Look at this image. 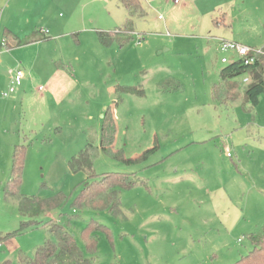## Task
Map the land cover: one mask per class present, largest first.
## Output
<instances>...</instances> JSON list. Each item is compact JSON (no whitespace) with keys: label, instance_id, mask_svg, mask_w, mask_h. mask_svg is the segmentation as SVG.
<instances>
[{"label":"rangeland","instance_id":"rangeland-1","mask_svg":"<svg viewBox=\"0 0 264 264\" xmlns=\"http://www.w3.org/2000/svg\"><path fill=\"white\" fill-rule=\"evenodd\" d=\"M91 1L53 7L49 22L41 0L0 5V234L26 221L18 200L6 197L15 146L26 148L20 193L66 198L42 224L0 245V264H20L21 253L56 243L52 223L84 250L92 221L110 229V236L97 234L96 264H235L252 250L250 237L264 231V95L252 111L243 106L244 84L232 105L212 99L224 65L210 40L262 51L264 0H140L144 14L135 16L121 0ZM130 23L134 34L124 47L100 43L98 31ZM6 30L22 41L38 31L43 40L9 49ZM17 69L22 85L4 97ZM109 107L121 158L101 153L94 171L138 180L121 191L118 215L75 208L88 175L69 166L87 145L100 146Z\"/></svg>","mask_w":264,"mask_h":264},{"label":"trees","instance_id":"trees-1","mask_svg":"<svg viewBox=\"0 0 264 264\" xmlns=\"http://www.w3.org/2000/svg\"><path fill=\"white\" fill-rule=\"evenodd\" d=\"M124 9L131 15H143L140 0H121ZM134 34L133 24L130 23L123 31L116 33L97 32L98 39L103 45H110L117 42L125 46L132 40ZM9 35L6 34L4 45L9 49L33 43L35 40H16L14 45L9 44ZM262 55H258L256 62L245 65L241 60H232L224 65L220 71L221 83L214 85L211 89V96L214 101L225 106L234 104L239 99L238 90L244 84L243 106L249 111L254 110L264 95V48ZM244 77L239 83L238 79ZM117 93L140 94L135 88H118ZM141 95V94H140ZM121 99V97H119ZM118 100V102L120 101ZM117 102V104H118ZM117 104L114 108H116ZM113 107H109L104 115L101 132L100 146L91 144L76 155L69 163L74 173L85 172L88 175V183L83 187L77 197L74 207L78 209L89 208L94 211H110L113 214H120L121 191L131 189L138 184L134 174L106 173L98 175L94 171L95 161L103 153L108 157L120 159V153L114 152L116 137V123L113 117ZM26 158V148L15 146L12 156L11 176L6 185V197H14L18 200L20 215L26 218L21 222V227L15 232L0 234V245L14 240L21 236L25 230L40 224L41 218L65 203L66 198L57 194L51 199H41L36 196H27L20 193L22 187V173ZM128 163L131 160L127 161ZM100 232L110 236V229L96 221L90 222L82 233V240L85 249L79 247L75 237L66 227L59 223L50 225V233L56 239V243H47L39 246L34 256L21 253L20 264H96L98 251L97 234ZM252 250L242 257L235 264H264V231L250 237ZM89 255V256H88ZM7 264V263H4Z\"/></svg>","mask_w":264,"mask_h":264},{"label":"built area","instance_id":"built-area-1","mask_svg":"<svg viewBox=\"0 0 264 264\" xmlns=\"http://www.w3.org/2000/svg\"><path fill=\"white\" fill-rule=\"evenodd\" d=\"M181 0H175L176 4H179ZM162 19V17H160ZM48 34V31L43 32ZM218 51L221 53V63L223 65H227L232 60H241L245 65H251L256 62L257 56L262 55L261 50H257L255 48H251L248 46H244L240 43L227 41V40H218ZM142 38L138 40V44H142ZM11 81L9 92L4 94V97H8L10 93H13L18 87L22 85V81L24 79V72L17 69L15 71L10 72ZM248 79L244 80V83H247ZM42 90V88H40Z\"/></svg>","mask_w":264,"mask_h":264},{"label":"crops","instance_id":"crops-1","mask_svg":"<svg viewBox=\"0 0 264 264\" xmlns=\"http://www.w3.org/2000/svg\"><path fill=\"white\" fill-rule=\"evenodd\" d=\"M5 1L6 0H0V5H2V4H4L5 3ZM39 1V0H38ZM182 1V0H181ZM41 2H44L45 3V11H46V13L44 14V16H43V19H44V21L46 22V21H48L47 19H48V12H50V10L53 8V7H56V6H60V5H66V4H69L70 3V0H41ZM91 3L92 4H94V5H99V0H92L91 1ZM181 3V2H180ZM49 22V21H48ZM41 32V31H40ZM6 34H8L9 35V38H8V40H9V44H11V45H14L15 44V42H16V40H21L22 38H20V36L18 35V34H16V33H14V32H12V31H10V30H6L5 32H4V39H5V37H6ZM40 34H43L42 32L40 33ZM48 34H49V32H48ZM38 35H39V33H38V31H36L35 33H34V37L35 38H33V39H31V40H35L33 43H39L40 41H42L43 40V38L41 37V40L40 39H37L36 40V38H38ZM49 38H45L44 40H48ZM26 40H30L29 38L28 39H26ZM210 41H213V42H216L217 43V47H218V41L215 39V40H210ZM236 42V41H235ZM237 43H239V42H237ZM31 44V43H30ZM241 44V43H240ZM28 45V44H27ZM243 45V44H242ZM23 46H26V45H23ZM23 46H19V47H23ZM245 46V45H244ZM15 48H18V47H15ZM15 48H11V49H15Z\"/></svg>","mask_w":264,"mask_h":264}]
</instances>
